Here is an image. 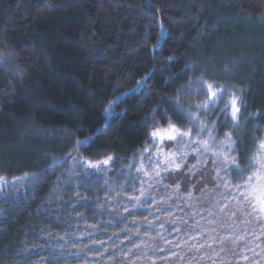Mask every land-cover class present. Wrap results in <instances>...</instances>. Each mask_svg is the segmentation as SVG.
Listing matches in <instances>:
<instances>
[{
    "label": "trees",
    "instance_id": "16d2710c",
    "mask_svg": "<svg viewBox=\"0 0 264 264\" xmlns=\"http://www.w3.org/2000/svg\"><path fill=\"white\" fill-rule=\"evenodd\" d=\"M165 112L256 154L264 0H0V264H264V218L212 151L143 174Z\"/></svg>",
    "mask_w": 264,
    "mask_h": 264
},
{
    "label": "snow or ice",
    "instance_id": "6c2138e0",
    "mask_svg": "<svg viewBox=\"0 0 264 264\" xmlns=\"http://www.w3.org/2000/svg\"><path fill=\"white\" fill-rule=\"evenodd\" d=\"M207 89L210 94L209 100L203 104L197 105L198 108L203 109L205 112L209 111L210 105L214 104L219 99V95L225 92V89L219 87L213 90V86L210 84L207 85ZM238 102H240L239 97L233 94V98L229 102V105H226V108L228 106L231 107L230 116L235 122L233 127H239L238 119L240 107L237 106ZM177 107L181 114L186 115V118L190 121L197 123L199 128L197 136H199L200 132L207 129V126L199 120L198 114L192 112L184 113V110L180 108L179 104ZM164 119L167 121V127L161 126L159 122H156V126L148 133L149 137L152 138L153 144L160 146L165 142H174L179 146L184 143H195L203 146L206 151H212L214 156L222 159L223 170L227 171L231 169L238 174L242 181L238 187L243 190L242 196L249 207H251L253 211L264 215V140L259 142L257 153L247 157L246 165L241 167L242 161H240L236 155H232L234 152H240V149L236 146V141L231 139L230 133L225 134L228 142L227 151L216 152L209 147L207 141L193 139L191 129H181L177 127L166 112L164 114ZM209 138L214 139V137L211 136H209ZM221 147L223 148L224 145L222 144ZM170 155L175 156V153H170ZM181 155L185 154L181 153ZM111 159L112 157H109L102 163L107 164ZM92 166L98 167L99 165ZM180 167V164H176L177 170H179Z\"/></svg>",
    "mask_w": 264,
    "mask_h": 264
},
{
    "label": "rangeland",
    "instance_id": "374dc122",
    "mask_svg": "<svg viewBox=\"0 0 264 264\" xmlns=\"http://www.w3.org/2000/svg\"><path fill=\"white\" fill-rule=\"evenodd\" d=\"M204 141H207L209 147L214 150L213 144L211 143L209 139H205ZM224 145H227V143H224ZM151 146L153 150L149 152V157L147 158V161L143 163L145 165H142V172L146 178H149L154 175H160L161 173H165V172L169 173L172 171H177L179 174L180 173L186 174L185 170L188 169L189 164H194L195 167H197L198 165V163L190 162L189 160L190 150H191L190 143H184L178 146L174 142H165L163 145L158 146L156 144H153L152 142ZM170 153H175V156L170 155ZM181 153H184L185 155H181ZM176 164L181 165L179 170L176 169ZM189 177H192L195 180V176H189ZM205 180H208V179L204 178V181ZM201 185H204V183H202ZM1 186H2V183L0 182V187ZM182 186L186 190L187 188L185 187H188V184L184 183L182 184ZM192 193L196 197H199L197 194L200 195L199 189H196V190L192 189ZM203 196L205 197V195ZM203 196H202V199H203ZM255 214L256 215L254 219H256L257 221H261V218H264V215L259 214L258 212H255Z\"/></svg>",
    "mask_w": 264,
    "mask_h": 264
}]
</instances>
